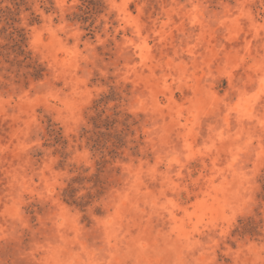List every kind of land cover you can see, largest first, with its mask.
I'll list each match as a JSON object with an SVG mask.
<instances>
[{
  "label": "rangeland",
  "instance_id": "rangeland-1",
  "mask_svg": "<svg viewBox=\"0 0 264 264\" xmlns=\"http://www.w3.org/2000/svg\"><path fill=\"white\" fill-rule=\"evenodd\" d=\"M0 264H264V0H0Z\"/></svg>",
  "mask_w": 264,
  "mask_h": 264
},
{
  "label": "trees",
  "instance_id": "trees-1",
  "mask_svg": "<svg viewBox=\"0 0 264 264\" xmlns=\"http://www.w3.org/2000/svg\"><path fill=\"white\" fill-rule=\"evenodd\" d=\"M67 197H70L71 198L72 196L71 195H68ZM73 203H75V202H73Z\"/></svg>",
  "mask_w": 264,
  "mask_h": 264
}]
</instances>
